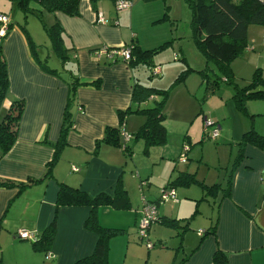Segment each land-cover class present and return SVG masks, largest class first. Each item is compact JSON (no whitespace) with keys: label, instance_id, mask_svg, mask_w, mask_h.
I'll list each match as a JSON object with an SVG mask.
<instances>
[{"label":"crops","instance_id":"1","mask_svg":"<svg viewBox=\"0 0 264 264\" xmlns=\"http://www.w3.org/2000/svg\"><path fill=\"white\" fill-rule=\"evenodd\" d=\"M159 1L132 0L128 10L116 14L114 0H97L95 7L89 0H79L78 16L41 11L37 4L29 3L31 11L40 13L39 20L32 13L25 17L11 2L0 0V13L9 17V31L0 41L8 76V90L2 106L6 109L14 100L23 102L17 139L9 151L0 156V179L24 183L29 179L36 180L21 190L0 187V263L74 264L92 253L97 236L84 226L91 208H56L59 184L62 183L78 188L90 197L100 193L114 197L113 204L96 209L102 227L122 230L121 234L108 240L107 264H212V255L216 250L225 254L226 264H264V182L261 179L264 174V148L251 143H237L250 128L264 136V97L246 100L245 112L236 107L239 116L235 130L233 126L232 129L227 126L225 120L216 124L226 135L222 138L236 146L232 162H229L231 159L228 161L230 168L224 184H207L205 180L197 179L189 164L185 168L173 166L163 182L158 183L155 180L157 176H154L157 161L168 163L172 154L174 161H178L177 153L167 152L166 142L159 145L160 153L156 157L150 152L156 146L150 147L146 153L151 159L146 168L150 175L132 161V155L126 156L121 147L107 143L96 146L106 127H119L118 111L137 106L131 101V93L134 80H140L136 76V68H131L120 57L111 58L106 53L95 52L103 48L117 49L132 42L144 50L166 43V40L156 41L160 31L154 30V27H160V30L166 20L162 19L165 11L167 13L166 5L158 4ZM99 14L104 23L98 21ZM29 16L40 21L45 36L34 24L30 25ZM125 17L129 21L128 28L120 24ZM53 22L59 23L63 42L70 49V61L64 68L77 75L80 83L87 84L79 85L75 90L71 107L72 128L67 132L65 143L59 148L58 157L51 167L52 176L43 178L54 153L52 144L59 139L69 90L68 72H47L32 49L34 46L37 53L41 51L45 37L48 39L43 25L47 27ZM167 27L170 29V26ZM141 28L150 30L147 39L139 37ZM172 48L175 53L174 44ZM179 50L183 51L182 46ZM262 53L264 25H249L246 47L237 57L240 59L237 64L243 65L249 74L260 69L264 76V63L260 61L264 56ZM49 56L48 53L46 59ZM237 59L230 63V67L235 84L243 87L252 76L246 73L237 75V67L233 65ZM153 68L165 71V67L153 64L150 72ZM93 82H98V86ZM230 89L232 98V86ZM256 90L264 91V85ZM154 99L156 96L150 97L140 107H146ZM127 116L121 126L126 132L127 118L131 120ZM138 122L137 129L144 121ZM162 124L167 133L165 119ZM183 138L178 146L181 151L186 145L185 139L188 140ZM182 173L194 175L197 182L192 185L200 187L202 197L196 199L191 196V183L179 184L174 187L176 202H158L159 190ZM201 184L218 186L206 193ZM227 188L229 195L225 196ZM117 189L122 194L115 198ZM143 199L155 203L158 216L148 229V237L152 241L150 248L137 236ZM198 201H204L208 207L204 214L198 213L204 216V222L195 220L201 207ZM193 202L195 209L191 213ZM166 203L170 206L166 207ZM53 219L55 233L47 252L36 250L30 240L16 235L22 229L40 234ZM191 224L196 228L192 233ZM200 230L202 234H199Z\"/></svg>","mask_w":264,"mask_h":264},{"label":"trees","instance_id":"2","mask_svg":"<svg viewBox=\"0 0 264 264\" xmlns=\"http://www.w3.org/2000/svg\"><path fill=\"white\" fill-rule=\"evenodd\" d=\"M25 17L29 13L35 14L40 20V13H34L28 7L29 3H35L41 11L46 12H62L68 16H78L79 0H8ZM93 7L96 6L97 0H89ZM190 10V27L192 26L195 41L200 51L207 59L216 63L218 69L224 77V81L233 88L232 99L236 107L245 112V102L248 99H257L264 97V91L256 90L257 87L264 85V76L260 69H256L249 83L243 87H238L234 82V76L230 67V63L237 57L241 56L246 47V34L249 25H264V3L259 0H185ZM167 10V6H165ZM40 11V12H41ZM162 19H167V13ZM43 29L49 39V44L52 53L59 61L61 69L50 67L47 59H39L37 57V47H32L34 56L42 67L50 73L62 74L68 72V97L63 111L61 129L59 139L53 143L54 153L51 160L47 163L46 171L43 178L51 177V167L58 157L59 148L65 143L67 132L72 128L73 122L71 117V107L74 101L75 90L80 83L78 76L72 71L64 68L70 61V49L63 42L62 29L58 22H53L50 26H44ZM166 43L161 44L157 48L144 50L139 45L132 42L128 46L131 47V59L127 62L131 68H136L139 65H146L152 69L151 62L152 54L156 53ZM68 70V71H67ZM92 83V82H91ZM93 85L98 86V82H93ZM8 90V76L4 57L0 50V156L5 155L12 147L17 139V126L19 118L23 110V102L14 100L8 108H3L2 103L6 97ZM157 96L159 99H154L150 107H140L142 103L150 97ZM161 97V98H160ZM167 97V92L149 87L140 83L137 79L133 82L131 101L137 106L127 108L123 111H118L120 121L119 127H106L103 136L96 141V146L99 143H107L121 147L126 156L132 155L131 146L129 143L123 145L119 131L125 122L127 115L137 113L144 116V122L132 134V139H141L144 147L143 151L147 153L150 147L163 145L167 139L166 129L162 122L165 119V114L162 111L163 102ZM239 145L251 143L260 148H264V136L258 134L253 128L244 132L237 142ZM36 180L29 179L27 182H15L9 179H0V187L14 188L19 190L34 183ZM193 174L182 173L168 182L164 187H172L179 184L196 183ZM203 190L209 193L210 190L216 188L218 184L205 186L201 184ZM119 189L116 191L115 198L122 194ZM229 195V188L225 191V196ZM114 203V197L100 193L95 197L88 196L85 192L78 188H73L65 184H59V190L56 197V208L61 206H88L91 208L90 214L86 219L84 226L92 231L97 236L92 253L77 260L74 264H107L108 240L112 236L122 233V230L102 227L98 222L96 209L99 206L111 205ZM158 217V216H157ZM55 220L40 233L36 235L34 240H31L33 248L38 251H49L50 244L55 233ZM2 264V263H0ZM212 264H226V256L220 250H216L212 255Z\"/></svg>","mask_w":264,"mask_h":264},{"label":"rangeland","instance_id":"3","mask_svg":"<svg viewBox=\"0 0 264 264\" xmlns=\"http://www.w3.org/2000/svg\"><path fill=\"white\" fill-rule=\"evenodd\" d=\"M160 3H165L169 16L160 30L158 29L160 27H154V30L160 31L157 34L158 38H156V41L162 42L166 40V44L152 54L151 62L157 67H165V71L152 74L150 72L151 69L146 65H139L135 69L140 83L167 92V97L162 107V111L166 115L165 124L167 127L165 148L167 152L177 153L178 161H174V154H172L173 156L170 157L168 163L161 160L159 162L158 160L157 164L154 165V176H157L155 180L161 183L173 166L185 168L189 164V169L191 172L196 173L197 179L205 180L207 184L213 182H222L224 184L226 173L230 168L229 162L231 163L233 160L236 146L231 141L222 138V136L226 137V135L222 133L221 129L217 128L216 124L225 120V123L227 126L230 125L231 129L232 126L234 130L236 128L239 115L235 111L236 106L233 99L230 98L231 85L224 81V77L221 75L222 73L216 63L207 59L198 48L192 26L190 27L191 15L186 1L161 0L158 4ZM115 12L116 14L118 13L116 10ZM28 22L31 26L34 24L39 32L44 34L41 23L37 18L29 16ZM128 22L127 17L120 20L121 26L126 28H128ZM167 26H170V29ZM149 34L150 30L147 28L139 29V37L144 36L145 38L143 39H147ZM44 41L45 45L37 55L45 59L49 53L48 65L60 70L59 61L52 53L46 37ZM172 44H174L175 53L173 52ZM180 46H182L183 51L179 50ZM175 54L178 56H175ZM238 60L240 59H237L233 64L234 66L236 65L235 68L237 67V75L246 73L249 77L252 76V72L249 74V70L245 71L243 65L237 64L240 62ZM260 61L264 63V56L260 58ZM156 99H159V97L156 96ZM152 104L153 100L145 106L150 107ZM128 116L131 120L127 118L126 130L134 133L139 125L137 122L141 121L142 123L144 116L137 113H131ZM215 117L217 120H215ZM206 121H212L215 124L205 128ZM214 128H217L216 138L210 136ZM227 132L228 128L226 129ZM183 137L188 138V140L185 139L184 143L189 147V151L186 153L188 160L184 162L179 159L180 155H178L181 152L178 146ZM129 145L132 150V161L138 163V167H142L145 173L150 175V171L146 168L151 164V159L143 151V141L141 139H132ZM154 148L156 149H151L150 152L153 157H156L160 153L158 151L159 146ZM231 148H233L232 156H230ZM229 159L231 160L229 161ZM202 194L203 192L198 185L191 184L192 197L199 199ZM198 202L201 203V207L199 208L200 212L195 215V220L196 222H204V216L199 214H204L208 207L204 201ZM193 205L191 213L195 209V202H193ZM165 206L169 207L170 205L166 203ZM190 228L191 233L192 230H196L193 224H191ZM150 242L152 243L151 240ZM142 246L146 249L144 245Z\"/></svg>","mask_w":264,"mask_h":264},{"label":"built area","instance_id":"4","mask_svg":"<svg viewBox=\"0 0 264 264\" xmlns=\"http://www.w3.org/2000/svg\"><path fill=\"white\" fill-rule=\"evenodd\" d=\"M260 2L264 3V0H259ZM132 5V0H114V6L115 9L119 11L128 10ZM97 19L99 22L104 23L105 20L101 17L99 14L97 16ZM9 31V17L6 14L0 13V41L2 38H4ZM95 53H106L109 57L118 56L120 57L125 63H127L131 59V47L130 46H123L117 49H100L96 51ZM159 69L153 68L152 74H158ZM213 123L211 121H206L204 127H208L212 125ZM217 128L213 129L212 135H210L212 138L216 137L217 135ZM119 135L121 137V140L123 142V145L127 144L129 140L132 138V135L125 131V129L122 127L119 131ZM188 151V147L186 145L183 146L182 151L180 153L179 159L184 162L186 158V153ZM262 182H264V174H262ZM175 189L172 187H162L159 190L158 194V202L165 203L168 201L176 202V196H175ZM140 218L138 220L137 225V236L138 240L145 244L147 248H150L152 246V243L150 242L148 238V229L150 225L157 220V211L155 203L146 201L145 199L142 200V207L140 210ZM203 231L200 230L199 234H202ZM17 237L20 239H26V240H34L36 238V234L28 232L26 230H18Z\"/></svg>","mask_w":264,"mask_h":264}]
</instances>
